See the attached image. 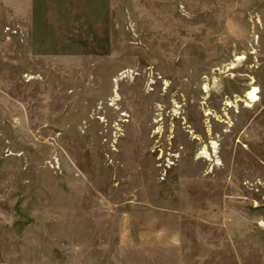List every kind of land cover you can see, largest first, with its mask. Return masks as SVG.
<instances>
[{
  "label": "rangeland",
  "instance_id": "1",
  "mask_svg": "<svg viewBox=\"0 0 264 264\" xmlns=\"http://www.w3.org/2000/svg\"><path fill=\"white\" fill-rule=\"evenodd\" d=\"M205 199L264 200V0H0V264L137 263Z\"/></svg>",
  "mask_w": 264,
  "mask_h": 264
},
{
  "label": "crops",
  "instance_id": "2",
  "mask_svg": "<svg viewBox=\"0 0 264 264\" xmlns=\"http://www.w3.org/2000/svg\"><path fill=\"white\" fill-rule=\"evenodd\" d=\"M181 203L180 209L172 211L170 224L165 223L162 230L153 233V241H147L148 234L140 232L138 246L122 248L123 254L138 255L139 260L122 264H264V230L258 226L259 212L251 211L247 224L227 221L244 214L231 208L257 207L264 200L205 199ZM244 225H250V230H244ZM103 249L107 254L118 251Z\"/></svg>",
  "mask_w": 264,
  "mask_h": 264
},
{
  "label": "bare ground",
  "instance_id": "3",
  "mask_svg": "<svg viewBox=\"0 0 264 264\" xmlns=\"http://www.w3.org/2000/svg\"><path fill=\"white\" fill-rule=\"evenodd\" d=\"M258 94V88L254 87L251 91L248 92L247 99L252 103H257L260 100Z\"/></svg>",
  "mask_w": 264,
  "mask_h": 264
}]
</instances>
